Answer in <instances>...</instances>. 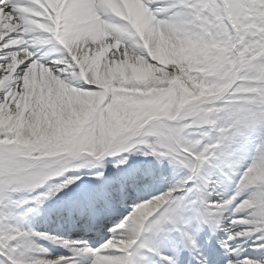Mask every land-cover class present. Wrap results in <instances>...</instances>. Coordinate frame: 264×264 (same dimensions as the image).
I'll return each mask as SVG.
<instances>
[{
	"label": "snow or ice",
	"instance_id": "6c2138e0",
	"mask_svg": "<svg viewBox=\"0 0 264 264\" xmlns=\"http://www.w3.org/2000/svg\"><path fill=\"white\" fill-rule=\"evenodd\" d=\"M133 153L185 176L99 246L13 223L74 184L70 168L108 156L122 175L63 211L133 194L153 175L124 167ZM243 155L233 194L210 199L204 170L231 180ZM225 214L234 227L216 245L232 255L218 260L193 226L215 233ZM173 236L182 247L163 255ZM253 236L264 251V0H0V264H180L183 251L194 264H264L229 243Z\"/></svg>",
	"mask_w": 264,
	"mask_h": 264
},
{
	"label": "bare ground",
	"instance_id": "6f19581e",
	"mask_svg": "<svg viewBox=\"0 0 264 264\" xmlns=\"http://www.w3.org/2000/svg\"><path fill=\"white\" fill-rule=\"evenodd\" d=\"M120 159V158H118ZM117 159V160H118ZM117 160H110L111 163H107L102 168V171L104 172V179L102 180V185L101 188L99 186H96L95 184L92 185H87V193L89 192H95V193H103L108 186L111 185V183L118 179L120 177V170L115 168L113 165L116 163ZM247 161V155H243L239 159V163L231 170H226L228 172V175L232 177L231 180L226 179L225 176L215 169L214 167H208L204 170V175H209L213 174L212 178L217 179L218 183L212 184L211 182L209 184V191L213 193L209 198L211 199L216 193H219L220 191L225 192L227 190L232 189V187L235 185L234 181L238 176V173L242 171L243 167L245 166V163ZM127 170H151L153 173L152 177L146 180L145 182H141L140 185L135 189L133 194L130 196V200H134L132 204H137L140 203L138 200H135L133 198L136 197H142L141 199L144 201L150 196L159 194L160 192L168 189L171 185L177 183L179 180H181L184 175V170L181 168H177L173 165H170L167 161H165L162 165L155 160L153 157H144L141 155H137L135 153L129 154V163L127 166H124ZM84 171L90 172L91 168H83ZM82 181L86 180V177H82ZM78 180L74 184L77 183ZM71 187V196L72 198H78L80 196V191L79 189ZM41 191V190H38ZM220 196L226 197L223 194H219ZM81 199H78L79 201ZM77 201L71 200V198H67L63 195L61 196H55L51 198L50 200L46 201L42 207L39 208L38 212L36 213H26V212H17V215L15 219L13 220V223L18 226L19 224L25 225L27 228H29V231H36V232H48L52 233L61 237H64L68 239L66 236H72L75 237L74 235H83V234H88L91 233L95 236L96 240H102L106 237L105 231H103L101 228L103 225L107 223V225L113 221H115L114 226H116L118 223H120L127 215L130 214V210H125V213L123 214H115V215H108L106 219L99 223L98 225H89L90 223H83L82 225H77L81 226L80 231L74 232V230H66V229H61L58 227H55L52 224V218L59 216L63 219L66 220L65 225H67V219L69 218V214L65 211L64 209H67L71 207L74 203ZM141 201V202H143ZM135 205H131L132 209L134 208ZM99 210V208H96ZM98 215H102V213H97ZM97 215V216H98ZM232 219V215L230 214H225L224 218L222 219L221 227L219 230H216L215 233L210 230L211 234L215 235L214 242H211L213 245H216V241L220 239H224L223 237H220V235H225V239L227 236V233L224 231L225 229H231L234 226L230 223ZM78 221V220H77ZM32 226V227H30ZM19 227V226H18ZM111 227V228H112ZM208 227L207 225L203 226L201 229V238H205L206 235L208 234ZM22 228V227H20ZM35 228V229H34ZM25 230V228H22ZM28 230V229H26ZM101 230V231H99ZM107 231L109 229H106ZM111 235V232H110ZM109 235V236H110ZM174 238H178V236H173ZM108 237L105 238V240ZM216 239V240H215ZM240 239V238H239ZM94 241V242H95ZM38 243L42 244L44 247L48 248L53 254H56V252H63L65 249L60 248L58 246L52 245L47 241L43 240H38ZM232 246L237 245V240L236 241H231L229 242ZM244 243L251 244L248 249L249 251L247 254L250 256V258L258 259L261 257H264V251L259 250L255 248L253 245L260 243L259 240L256 239L255 236L248 238L244 237ZM204 244L201 242L200 246H203ZM204 249V247H203ZM242 251L239 250V255L243 257ZM227 255H232V253H228Z\"/></svg>",
	"mask_w": 264,
	"mask_h": 264
},
{
	"label": "rangeland",
	"instance_id": "374dc122",
	"mask_svg": "<svg viewBox=\"0 0 264 264\" xmlns=\"http://www.w3.org/2000/svg\"><path fill=\"white\" fill-rule=\"evenodd\" d=\"M118 158H120L119 155H117V156H115V157H113V156H108V157H105L101 163L103 164V167H104L105 165H107V163H111V162H110L111 159H112V160H117ZM103 167H100L99 164H97V165H95V166L90 167V168H91L90 172H86V171H84L83 168H82V169L70 168L69 171H67V172L64 174V176H67V177H79L77 183H76V184H72V186H74V187H76V185H79L80 188H84V189H86V188H87V185H90V184L94 185V184H95L96 186H99V185H100L99 188H101V186H103L101 182H102V180H103L104 178L102 177V178H99V179H98V178L96 177L95 173H97V172H99V171H102V168H103ZM121 175H122V172H120V176H121ZM182 175L185 176V170H184V174H182ZM83 176L86 177V180H84V181H82V180H83V179H82ZM63 178H64V177H60V178H58V179H56V180H53L52 183L59 182V181L62 180ZM143 182H145V181H143ZM212 182H213L212 184H215V183L217 182V179H213V178H212ZM234 189H235V186H234L233 189H231L232 192H231V191H225V193L227 194L228 197H230V196L233 194ZM38 190L45 191L46 189H45V188H41V189H38ZM220 192H222V191H220ZM84 194H85V192L82 191L80 198H82ZM61 195L67 197L68 199H69V198H71V200L73 199V198H72L73 196H71L72 194H71V187H70V185H69V187L66 188L63 192L57 194L56 196H61ZM218 196H219V194H217L216 197H213V198L216 199ZM78 199H79V198H76V199H73V200L76 201V200H78ZM99 200H100V199H99ZM99 200H98V202L96 203V205H98V204L100 203ZM230 223H231V222H230ZM18 226H19V227H22V228H25V230H26V229L29 230V228H27V227H26L25 225H23V224H19ZM30 227H32V226H30ZM34 229H35V228H34ZM106 234H107V232H106ZM237 240H238V244H243V245H241V247L244 246V247L242 248V250L247 249V248H249L250 246H252L251 244L246 245V243L243 242V241H244V238H240V239H237ZM239 246H240V245H239ZM248 251H249V250L246 251V255H244V257H245V256L250 257L249 255H247V252H248Z\"/></svg>",
	"mask_w": 264,
	"mask_h": 264
}]
</instances>
